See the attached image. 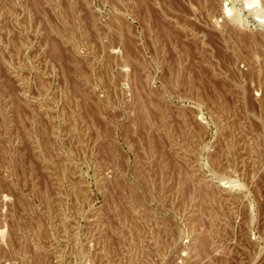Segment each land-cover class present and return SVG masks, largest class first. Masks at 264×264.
I'll return each mask as SVG.
<instances>
[{
  "label": "rangeland",
  "instance_id": "374dc122",
  "mask_svg": "<svg viewBox=\"0 0 264 264\" xmlns=\"http://www.w3.org/2000/svg\"><path fill=\"white\" fill-rule=\"evenodd\" d=\"M0 264H264V0H0Z\"/></svg>",
  "mask_w": 264,
  "mask_h": 264
}]
</instances>
